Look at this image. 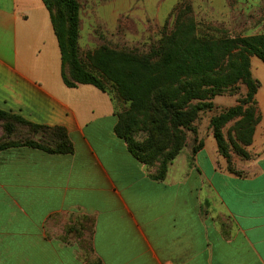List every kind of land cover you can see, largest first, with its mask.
Masks as SVG:
<instances>
[{
  "label": "crops",
  "instance_id": "0c3cea01",
  "mask_svg": "<svg viewBox=\"0 0 264 264\" xmlns=\"http://www.w3.org/2000/svg\"><path fill=\"white\" fill-rule=\"evenodd\" d=\"M209 4L224 20L246 17V35L264 33V0ZM62 68L43 0H0V109L63 127L75 148L0 150V264H264L262 82L259 154L242 172L227 170L211 141L158 179L115 131L125 101L68 86Z\"/></svg>",
  "mask_w": 264,
  "mask_h": 264
},
{
  "label": "trees",
  "instance_id": "16d2710c",
  "mask_svg": "<svg viewBox=\"0 0 264 264\" xmlns=\"http://www.w3.org/2000/svg\"><path fill=\"white\" fill-rule=\"evenodd\" d=\"M43 2L49 9L61 48L65 83L71 87L93 84L103 91L111 90L105 85V80L113 85V90L128 103V108L119 112L115 131L127 141L129 150L139 161L155 168L154 175L158 179L166 177L170 163L181 151L183 144L180 126L192 120L191 111L182 109L183 105L193 99H212L239 82H243L249 89L246 102H256L254 96L261 87V81L251 75V56H258L264 62V33L238 37H198L194 33L196 26L186 29L182 21L177 19L175 29L166 32L158 40V45H151L147 53L125 46H101L93 56L99 70L96 73L89 70L78 57L77 0ZM188 3L185 0L177 6ZM241 109V106L232 108L225 115V120ZM145 113H150L152 125L163 135L157 144L154 141L140 143L133 138L132 132L138 116ZM250 113L254 117V111ZM158 114H161L164 123L161 126L155 118ZM0 118H14L40 134L37 139L2 143L0 150L30 146L50 153L74 152V144L63 127L35 124L18 114L1 109ZM260 119L261 113L257 121ZM216 137L221 152L227 156L223 136L217 132Z\"/></svg>",
  "mask_w": 264,
  "mask_h": 264
},
{
  "label": "rangeland",
  "instance_id": "374dc122",
  "mask_svg": "<svg viewBox=\"0 0 264 264\" xmlns=\"http://www.w3.org/2000/svg\"><path fill=\"white\" fill-rule=\"evenodd\" d=\"M182 0H77L79 5L78 57L93 72L99 73L94 63V52L101 46L112 48L131 47L139 52L148 51L151 45H158V40L166 33L175 29L177 19L190 29L196 26L194 33L198 37H238L247 36V18L235 13L231 19L224 20L220 10L208 6L209 0L191 1L187 5L177 6ZM218 4L219 0H215ZM57 11V8L54 6ZM257 62L262 63L258 56H251V75L262 82L261 95L264 94V72L258 69ZM72 79V78H71ZM105 85L113 89V85L105 80ZM248 87L239 82L212 99H193L182 106L191 111L192 120L180 126L182 141L181 157L195 158L198 152L207 145L214 143L219 159L230 172H242L243 163L256 157L255 151L257 121L261 110L257 104V94L248 100ZM201 105V106H200ZM241 106L240 112L225 120V115L232 108ZM197 107V108H195ZM128 103L125 102V108ZM254 108V109H253ZM251 111H254L252 117ZM150 113L138 116L133 128V138L140 143L154 141L157 144L163 135L155 130L151 123ZM158 125H163L162 116L158 114ZM35 129L14 118H0V144L5 142H23L26 139H37ZM224 138L228 155L221 152L216 133ZM249 143V144H247ZM237 148L239 150H237ZM179 153V154H180ZM178 154V155H179ZM178 155L176 157H178ZM173 162V161H172ZM171 162V163H172ZM170 163V164H171ZM170 166V165H169ZM155 167V166H154ZM169 169V168H168Z\"/></svg>",
  "mask_w": 264,
  "mask_h": 264
}]
</instances>
